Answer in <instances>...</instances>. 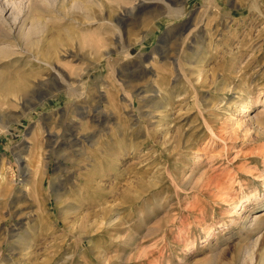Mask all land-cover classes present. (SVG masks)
<instances>
[{
    "label": "rangeland",
    "instance_id": "374dc122",
    "mask_svg": "<svg viewBox=\"0 0 264 264\" xmlns=\"http://www.w3.org/2000/svg\"><path fill=\"white\" fill-rule=\"evenodd\" d=\"M0 264H264V0H0Z\"/></svg>",
    "mask_w": 264,
    "mask_h": 264
},
{
    "label": "crops",
    "instance_id": "0c3cea01",
    "mask_svg": "<svg viewBox=\"0 0 264 264\" xmlns=\"http://www.w3.org/2000/svg\"><path fill=\"white\" fill-rule=\"evenodd\" d=\"M148 6L150 8H151V6L152 7L153 6L158 7V4L156 2H153V3H149ZM155 7H153V8H155ZM150 10H152V9H150ZM183 16H182V18H180L181 20H178V21L175 22L174 20L177 19L175 17H171L169 15H160V16H157L156 15L155 17H152L153 21L151 22L150 26L152 27L153 26L152 24L159 23L160 21L165 20V21H167V23H165L166 24V27L165 28L169 27L171 30L172 29L173 30H176L177 28H180L181 27V22L180 21H182V19L184 18ZM182 28H184V26Z\"/></svg>",
    "mask_w": 264,
    "mask_h": 264
},
{
    "label": "bare ground",
    "instance_id": "6f19581e",
    "mask_svg": "<svg viewBox=\"0 0 264 264\" xmlns=\"http://www.w3.org/2000/svg\"><path fill=\"white\" fill-rule=\"evenodd\" d=\"M247 112V111H246Z\"/></svg>",
    "mask_w": 264,
    "mask_h": 264
}]
</instances>
